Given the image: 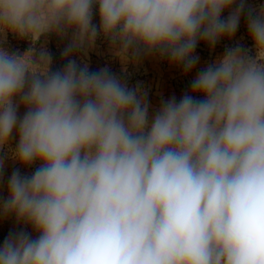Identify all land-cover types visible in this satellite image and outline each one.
<instances>
[{
    "label": "clouds",
    "instance_id": "1",
    "mask_svg": "<svg viewBox=\"0 0 264 264\" xmlns=\"http://www.w3.org/2000/svg\"><path fill=\"white\" fill-rule=\"evenodd\" d=\"M245 8L0 0V183L6 157L38 164L8 177L0 218L31 232H9L0 264H264V5L245 15L251 49L226 47L151 116L139 86L72 58L103 37L123 62L157 56L187 74L198 42L231 39ZM9 34L29 47L9 51ZM51 35L70 36L55 70Z\"/></svg>",
    "mask_w": 264,
    "mask_h": 264
},
{
    "label": "crops",
    "instance_id": "2",
    "mask_svg": "<svg viewBox=\"0 0 264 264\" xmlns=\"http://www.w3.org/2000/svg\"><path fill=\"white\" fill-rule=\"evenodd\" d=\"M94 23H98V12L94 15ZM69 42L70 36L61 38L51 35L48 37L46 46L53 58V70L62 67L67 62L62 56V52ZM5 47L9 51H18L22 54L29 47V42L9 34ZM209 48L206 43L198 42L194 55L199 56V62L187 74L183 72L181 67L172 65L167 59H161L157 56H146L139 61L128 60L123 62L110 51L109 43L103 37L96 39L87 55L82 52L75 53L72 58L76 59L77 63H86L90 71L108 68L111 73L126 82L130 88L139 86L147 93L151 116L154 110L160 106L162 100H167L174 95L178 101L186 91H190L191 81L196 74L217 58L214 54L209 55L207 53L208 50L213 52L214 48ZM0 220L5 222L3 218Z\"/></svg>",
    "mask_w": 264,
    "mask_h": 264
},
{
    "label": "rangeland",
    "instance_id": "3",
    "mask_svg": "<svg viewBox=\"0 0 264 264\" xmlns=\"http://www.w3.org/2000/svg\"><path fill=\"white\" fill-rule=\"evenodd\" d=\"M245 4H246L245 14L242 15L241 17V23L235 35L231 39L224 38L220 42H218L215 45L213 52L212 51L209 52V50L207 51L209 55L214 54L216 57H219L223 55L226 47H235L236 45H242L246 49L252 48V42L248 37V32L246 28L245 15L249 8L258 10L261 5H264V0H245ZM227 15H228L227 12L223 14L225 18L227 17ZM249 54L252 53L250 52ZM23 112H24V108L21 107L19 110L20 115H22ZM13 139L10 141V146L12 148L16 146V142H17L16 140ZM6 152L7 149H5V152H0V156H4ZM37 166L38 164H35L31 168H27V169L21 168V166L18 163L14 162L11 158L6 157L5 167L3 170V182L0 183V200H3L7 197V180L15 168H20L22 173L30 174L35 170ZM20 230H27L31 232L30 227H26L23 224H17L14 217H9V220L5 219L4 223L2 222V220H0V245L3 244L4 239L8 236L10 231H20Z\"/></svg>",
    "mask_w": 264,
    "mask_h": 264
}]
</instances>
